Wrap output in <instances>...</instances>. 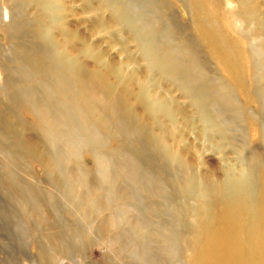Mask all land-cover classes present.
I'll return each mask as SVG.
<instances>
[{
  "label": "rangeland",
  "instance_id": "rangeland-1",
  "mask_svg": "<svg viewBox=\"0 0 264 264\" xmlns=\"http://www.w3.org/2000/svg\"><path fill=\"white\" fill-rule=\"evenodd\" d=\"M62 1L64 24L94 47L83 54L86 45L74 39L83 61L124 68L136 89L145 81L164 101L174 100V121L161 116L155 122L148 116V122L156 133L160 127L173 128L169 143L175 149L189 146L185 156L191 167L163 158L142 136L132 134L131 125L118 124L121 114L111 113L101 99L39 75L27 77L20 62L29 57L23 55L54 52L30 33V17L39 8L27 0H0V15L5 7L11 13L9 21L0 17V264H186L200 241L194 243L190 231L179 226L172 208L196 203L176 191L190 168L208 183L230 168L264 172V109L257 94L264 92V38L258 20L264 25V0H249L259 6L250 11L257 15L247 28L250 34L223 33L233 49L237 46L232 56L239 58L250 86L259 88L244 91L221 67L222 52L199 42L193 12L184 0L118 2L155 32L153 49L159 58L173 53L175 66L189 73L188 89L151 67L142 39L129 26L111 31L95 26L96 14L85 5L93 2L100 8L101 0ZM240 1L246 0H223L230 5ZM109 15L110 9L104 12ZM62 25L51 24L58 40ZM110 80L116 83L113 75ZM197 81L206 85L212 121L196 105V95L203 92ZM48 91L67 94L73 106L86 104L81 112H88V126L78 127L79 118L69 113L59 117L57 95ZM132 102L142 111L139 101ZM215 127L225 130V140ZM22 139L32 142L38 155L26 151Z\"/></svg>",
  "mask_w": 264,
  "mask_h": 264
},
{
  "label": "bare ground",
  "instance_id": "bare-ground-1",
  "mask_svg": "<svg viewBox=\"0 0 264 264\" xmlns=\"http://www.w3.org/2000/svg\"><path fill=\"white\" fill-rule=\"evenodd\" d=\"M27 1L39 8L37 13L30 17V33L35 40L39 39L51 45L54 52L50 56L48 52L39 48L40 53L44 54L43 57H37L35 54L23 55L29 57L20 62L21 70L25 75L27 77L39 75L49 80L51 84L52 82L64 83L65 86L77 90L81 95L87 92V97L90 96V99H101L103 107L109 109L111 113L121 114V118L117 120L118 124L129 127L131 125L132 134L142 136L146 144L161 153L163 158L180 166L191 167L185 156V152L189 151V146L187 145L184 149H175L169 143L168 138L173 139L171 137L174 135L173 128L160 127L162 131L156 133L150 128L148 122V116H151L155 122H157L156 118L161 116L168 122L174 121L175 113L172 105L174 100L164 101L163 96H158L157 92L153 93L148 90L145 81L140 82L136 89L125 76L124 68L116 67L111 63L103 64L99 59L97 61L100 63L96 64L98 67L83 61L82 55L77 54L78 48L73 43L74 39L86 45L83 54L89 55L94 47L85 43L78 37L77 32L64 24L66 8L62 0ZM184 2L193 12L194 31L199 42L209 44L213 52H222L219 63L239 89L244 91L255 88L251 87L246 79V72L239 58L232 56V51H237V46L233 49L232 43L223 36V33L224 31H239L250 34L247 28L256 20L257 15L251 14L259 7L258 3H249V0L240 1L237 5H230L223 0H184ZM86 4L87 10H94L96 14L95 26L98 29L111 31L116 26H129V29L135 32V38L142 39V51L144 55L146 53L151 67L157 68L159 72H163L169 78L179 81L185 88H189V73L180 66H175L171 58L173 53L162 54L159 58V52L153 49L156 34L142 18L123 11L118 0H101L100 8L93 2H86ZM240 5L242 7H239ZM109 9V17L104 16V12ZM252 10L253 12L250 13ZM10 15L9 7H5L0 17L9 21L11 20ZM258 20L262 29L261 36L264 38V25L261 23V18L258 17ZM52 23L63 24L57 29L60 40L53 35ZM260 48L264 51V43L260 44ZM112 75L116 83L111 82L110 76ZM196 85L203 86L201 97L196 95V105L202 108L206 120L212 121L213 115L211 114L214 111L211 109V104L207 103V95H204L206 85L199 81ZM47 88L53 91L49 85ZM257 89L259 88L256 87L255 90ZM54 93L51 92L49 95ZM55 94L57 95V115L66 116L69 113L71 117L79 118L78 122L75 119L78 127H87L85 118L88 112H81L87 105L81 103V105L73 106L72 97L62 93ZM257 94L260 95L264 109V92L259 93L257 90ZM132 100L139 101L142 111H136L137 107ZM45 109L49 110L48 107H44ZM144 115L147 116L144 117ZM2 118L8 124L6 118L4 116ZM219 127H215L216 133L225 140V130ZM20 144L33 156L38 155L39 150L31 145L32 142L22 139ZM190 170L191 173L184 176V180L181 181L176 191L190 195L196 203L194 201L186 204L183 202L172 208L179 226L190 231L194 243L200 241L198 248L193 252L194 258L186 264H264V172L254 175L245 168L238 172L230 168L223 173L220 179L208 183V180H203L195 170L191 168ZM214 205H216L215 208H213ZM180 210L181 216L190 218L188 223L179 216Z\"/></svg>",
  "mask_w": 264,
  "mask_h": 264
}]
</instances>
